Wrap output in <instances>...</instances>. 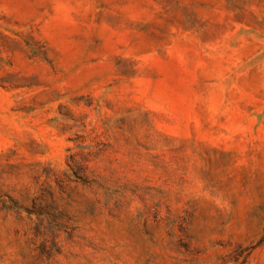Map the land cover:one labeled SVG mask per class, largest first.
Wrapping results in <instances>:
<instances>
[{
    "label": "rangeland",
    "instance_id": "374dc122",
    "mask_svg": "<svg viewBox=\"0 0 264 264\" xmlns=\"http://www.w3.org/2000/svg\"><path fill=\"white\" fill-rule=\"evenodd\" d=\"M0 264H264V0H0Z\"/></svg>",
    "mask_w": 264,
    "mask_h": 264
}]
</instances>
